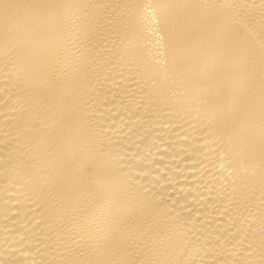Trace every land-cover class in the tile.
<instances>
[{"label":"bare ground","instance_id":"obj_1","mask_svg":"<svg viewBox=\"0 0 264 264\" xmlns=\"http://www.w3.org/2000/svg\"><path fill=\"white\" fill-rule=\"evenodd\" d=\"M0 264H264V0H0Z\"/></svg>","mask_w":264,"mask_h":264}]
</instances>
